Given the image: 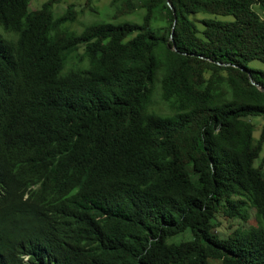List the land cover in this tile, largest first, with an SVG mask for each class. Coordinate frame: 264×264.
<instances>
[{
    "label": "trees",
    "instance_id": "16d2710c",
    "mask_svg": "<svg viewBox=\"0 0 264 264\" xmlns=\"http://www.w3.org/2000/svg\"><path fill=\"white\" fill-rule=\"evenodd\" d=\"M61 1L0 0V185L29 194L0 264H264V0H112L137 19L81 33Z\"/></svg>",
    "mask_w": 264,
    "mask_h": 264
},
{
    "label": "rangeland",
    "instance_id": "374dc122",
    "mask_svg": "<svg viewBox=\"0 0 264 264\" xmlns=\"http://www.w3.org/2000/svg\"><path fill=\"white\" fill-rule=\"evenodd\" d=\"M47 0H31L29 9L30 10H36L41 8L43 3ZM111 1L112 0H95L92 4V7L86 6V0H62L59 3H56L54 5L53 11L55 15H59L65 11V9L68 7L69 4H73L74 7L79 10V13L77 15V19L73 22H68L66 26L69 28V30L76 31L78 33H81V31L84 29L85 25L97 21H112L115 23H118L122 20H130L132 18L137 19L135 15H126L117 19H114L111 17L112 8H111ZM256 9L264 16V10H262L258 5L256 6ZM199 18L204 17H212L218 20L222 21H231L234 20V16L232 15H217L212 13H199L197 14ZM200 26L203 28V23H200ZM0 31H3V29L0 27ZM83 51V48L80 49V52ZM72 64L69 62L67 64V68L70 67ZM251 67H257V68H263L264 69V63H262L259 60H253L249 63ZM155 107L158 109H161L165 111L166 107L162 103L159 95L155 97ZM165 109V110H164ZM251 120L256 125L255 130V136L258 137L260 134L261 127L264 122L263 117H252ZM263 156V153H262ZM261 162V158H259L256 161V164H259ZM250 218L245 221L237 218H228L220 213H215V218L212 217V222L215 223V232L218 234H221V237H228L230 235L234 236L238 231L247 230L252 226H258L260 223V220L257 215V211L255 208L251 207L250 210ZM192 239V234L190 231L183 232L180 234H177L175 236L169 237L168 242H180L182 240H190ZM211 264H219V262L210 260Z\"/></svg>",
    "mask_w": 264,
    "mask_h": 264
},
{
    "label": "clouds",
    "instance_id": "9594fccd",
    "mask_svg": "<svg viewBox=\"0 0 264 264\" xmlns=\"http://www.w3.org/2000/svg\"><path fill=\"white\" fill-rule=\"evenodd\" d=\"M11 185H0V240L14 234L17 228V208L24 204L29 194L22 196L21 202L11 192Z\"/></svg>",
    "mask_w": 264,
    "mask_h": 264
},
{
    "label": "water",
    "instance_id": "95a60500",
    "mask_svg": "<svg viewBox=\"0 0 264 264\" xmlns=\"http://www.w3.org/2000/svg\"><path fill=\"white\" fill-rule=\"evenodd\" d=\"M167 3H168V5L171 7V9L173 10L174 14H176V9H175L174 5H173L169 0H167ZM176 21H177V19H176V17H175V20H174V23H173V27H172V34H171V39H172L173 41H174V35H173V33H174V30H175ZM173 48H174L175 50H178L177 47H176V44H174ZM242 70H246V69H245L244 67H242ZM249 76H250V80L252 81L253 84H255V85H257V86H260V88H261L262 90H264V87H262L258 82H256V81L253 79L252 74H251L250 72H249Z\"/></svg>",
    "mask_w": 264,
    "mask_h": 264
}]
</instances>
